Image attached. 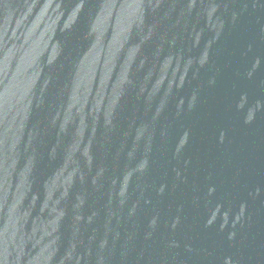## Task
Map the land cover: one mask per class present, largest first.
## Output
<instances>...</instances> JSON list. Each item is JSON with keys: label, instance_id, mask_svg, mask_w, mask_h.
<instances>
[{"label": "water", "instance_id": "1", "mask_svg": "<svg viewBox=\"0 0 264 264\" xmlns=\"http://www.w3.org/2000/svg\"><path fill=\"white\" fill-rule=\"evenodd\" d=\"M0 264H264V0H0Z\"/></svg>", "mask_w": 264, "mask_h": 264}]
</instances>
